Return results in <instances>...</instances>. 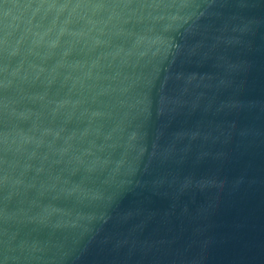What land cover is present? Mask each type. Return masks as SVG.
Listing matches in <instances>:
<instances>
[{"label": "water", "instance_id": "water-1", "mask_svg": "<svg viewBox=\"0 0 264 264\" xmlns=\"http://www.w3.org/2000/svg\"><path fill=\"white\" fill-rule=\"evenodd\" d=\"M0 264H264V0H0Z\"/></svg>", "mask_w": 264, "mask_h": 264}]
</instances>
